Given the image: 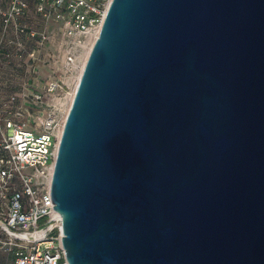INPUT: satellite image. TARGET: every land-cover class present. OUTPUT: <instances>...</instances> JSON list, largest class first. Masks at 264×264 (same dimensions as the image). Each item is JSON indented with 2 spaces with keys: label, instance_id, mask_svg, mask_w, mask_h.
<instances>
[{
  "label": "water",
  "instance_id": "1",
  "mask_svg": "<svg viewBox=\"0 0 264 264\" xmlns=\"http://www.w3.org/2000/svg\"><path fill=\"white\" fill-rule=\"evenodd\" d=\"M50 195L69 264H264V0H111Z\"/></svg>",
  "mask_w": 264,
  "mask_h": 264
},
{
  "label": "built area",
  "instance_id": "2",
  "mask_svg": "<svg viewBox=\"0 0 264 264\" xmlns=\"http://www.w3.org/2000/svg\"><path fill=\"white\" fill-rule=\"evenodd\" d=\"M110 2L0 0V251L11 264H69L50 186Z\"/></svg>",
  "mask_w": 264,
  "mask_h": 264
},
{
  "label": "rangeland",
  "instance_id": "3",
  "mask_svg": "<svg viewBox=\"0 0 264 264\" xmlns=\"http://www.w3.org/2000/svg\"><path fill=\"white\" fill-rule=\"evenodd\" d=\"M38 26H40V25H38ZM85 55H86V53H85ZM10 257H11V253H9V252L6 253L3 251H0V264H11Z\"/></svg>",
  "mask_w": 264,
  "mask_h": 264
},
{
  "label": "bare ground",
  "instance_id": "4",
  "mask_svg": "<svg viewBox=\"0 0 264 264\" xmlns=\"http://www.w3.org/2000/svg\"><path fill=\"white\" fill-rule=\"evenodd\" d=\"M90 48H91V45H90L89 48L86 50V55H85V57H87V54L89 53ZM84 59H85V58H84ZM84 61H85V60H83V63H84ZM82 67H83V66H82Z\"/></svg>",
  "mask_w": 264,
  "mask_h": 264
}]
</instances>
